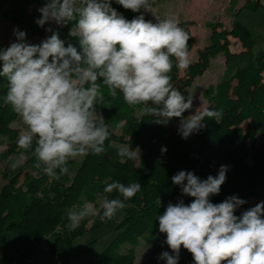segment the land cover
Masks as SVG:
<instances>
[{
  "label": "clouds",
  "instance_id": "clouds-1",
  "mask_svg": "<svg viewBox=\"0 0 264 264\" xmlns=\"http://www.w3.org/2000/svg\"><path fill=\"white\" fill-rule=\"evenodd\" d=\"M112 3L46 0L38 9L40 17L35 22L40 27L49 22L65 27L72 22L69 35L77 39L78 46H66L59 32L51 28L46 29L52 32L48 38L33 45L27 42V33L16 28L15 41L0 47V77L7 80L3 103L26 126L16 141L24 151L11 164L13 169L27 159L24 152L34 150L36 167L59 180L68 174L69 160L103 153L110 131L96 109L103 98L100 83L107 86L111 97L119 91L127 104L155 117L157 124L166 126L170 120L179 119L178 134L183 139L206 128V121L219 123L222 119V110L209 108L184 116L192 109L193 98L174 88L170 75L173 58L178 69L190 65V35L179 21L172 17H156L155 23L146 20L141 10L151 12V0H115L125 10L141 13L131 20ZM166 151L162 147L161 152ZM117 154L122 162L139 155L127 145ZM228 169L221 165L216 176L203 180L184 170L171 177L182 194L193 199L189 204L170 202L157 217L159 232L166 236L164 243L174 253L160 254L159 259L166 264H178L182 247L192 254L194 264H264V202L239 217L235 212L246 201L238 196L211 202V197L220 193ZM141 187L135 182L108 183L103 191L119 195L105 196L99 209L85 203L69 210V230H76L89 217L101 222L113 219Z\"/></svg>",
  "mask_w": 264,
  "mask_h": 264
},
{
  "label": "trees",
  "instance_id": "trees-1",
  "mask_svg": "<svg viewBox=\"0 0 264 264\" xmlns=\"http://www.w3.org/2000/svg\"><path fill=\"white\" fill-rule=\"evenodd\" d=\"M154 1L151 0V3ZM32 2L44 5L46 0H0V17L11 15L26 25L27 32L40 33L48 26L59 32L66 46L68 43L78 46L77 39L69 35L72 22L65 27H59L54 22L40 27L35 22L40 17L38 9L33 12L27 10ZM258 6L260 0H244L241 8L255 10ZM112 7L128 20L138 15L125 10L115 0ZM180 27L190 35L189 49L193 36L185 24ZM228 34L239 40L242 50L231 52L227 49ZM220 51L224 54L225 69L216 83L206 89L210 88V93L208 104L204 107L223 111L219 123L208 120L206 128L183 139L178 134L179 125L157 124L155 117L138 114V108L127 104L122 93L118 91L113 98L107 86L98 82L103 98L98 100L97 111L104 117L110 131L105 151L99 155L83 156L79 162L69 160V172L59 180L48 177L42 167H36L34 150L24 152L27 159L23 163L16 169L6 168L2 173L6 178L0 186V234H23L27 241L26 257L48 236L49 252L61 257L62 264H66L69 258L77 256L72 247L73 239L87 230L88 223L89 228L104 223L99 218L89 217L81 222L79 228L70 231L67 212L74 205L96 201L97 195L103 198L118 196V193L103 191L108 183L119 181L127 185L135 182L141 184V191L125 201L127 207L120 210L124 217L115 228L113 239L104 248L100 262L133 264L138 239L148 243L161 236L155 254L139 264H166L165 260L159 259L160 254L164 251L171 255L174 253L164 243L165 234L159 232L157 217L166 209L163 202L169 197L173 204L180 200L189 204L193 199L182 194L180 186L172 183V176L181 170L192 171L203 180L209 175L216 176L220 166L227 165L226 181L220 193L211 197V202L219 203L232 195L244 201L246 196H261L264 193V81L261 77L264 51H253L250 29L236 17L229 31L211 29L208 43L198 51L196 61H192L181 75L173 58L171 82L188 98L192 79L202 73L208 58ZM6 92L7 80L0 77V136L7 140V147L1 153L3 157L24 151L16 143L18 131L9 125L17 115L3 103ZM113 126H120L129 146L136 149L139 155L135 160L125 158L122 162L118 156V148L112 144L117 140ZM162 147L167 151L162 153ZM248 209L245 203L235 215L239 217ZM124 242L129 247L120 252L119 245ZM178 264H194L192 254L183 247Z\"/></svg>",
  "mask_w": 264,
  "mask_h": 264
},
{
  "label": "rangeland",
  "instance_id": "rangeland-1",
  "mask_svg": "<svg viewBox=\"0 0 264 264\" xmlns=\"http://www.w3.org/2000/svg\"><path fill=\"white\" fill-rule=\"evenodd\" d=\"M243 4L244 0H156L152 2L151 12L142 9L141 13L145 16L146 20H151L154 23L156 22V17L160 19L172 17L179 21V26L185 24L186 28L193 36V42L189 48V60L191 63L192 61H196L198 58V51L208 43L211 29L215 28L217 30L229 31L234 17H236L241 23L243 22V25L249 24L253 29L255 28L256 33L252 34L254 37L253 51L264 50V0H260V6L255 9L257 10L256 12H254L255 10L245 7L241 8ZM42 6L43 5L32 2L27 6V10L33 12L36 9H40ZM141 13H138V15ZM16 28L26 32L27 42L33 45L40 44L50 36V31H46V29H49L48 26L44 27L40 33L27 32L24 23H21L11 15H8L0 17V47H7L11 42L15 41L13 30ZM227 39L229 41L227 46L229 51L238 52L243 49L241 43L236 37L228 34ZM224 69L225 58L222 51L208 58L207 65L202 73L195 76L188 87V97L193 98V106L191 110L184 113L186 118H188L187 116L189 115L195 114L196 111L200 112L208 104L210 88L207 91L206 89L216 83V80ZM182 71V69H179L180 75L182 74ZM261 77L264 81V69L261 72ZM98 107L99 106L97 105V110L99 109ZM140 113L141 112H138V114ZM120 123L122 124V121ZM169 124H172L173 126L180 125V120L174 118L170 120L167 125ZM9 125L11 128L16 129L19 135L20 131L26 128L19 116H16ZM112 131L117 135V140L112 141L114 146L118 149L124 145L129 146L125 136L121 133L120 126H113ZM6 147V138L0 136V186L4 183L6 178L2 174L4 169L10 168L11 164L15 163L20 156V154H11L7 157H3L1 153ZM133 150L136 151V149ZM82 157L83 156H79L71 160L79 162ZM102 199V195H97L96 201L85 203H92L98 209ZM245 201L248 207L252 208L257 203L264 202V193L261 196H246ZM170 202L172 203V200L168 197L164 200L163 205L167 207ZM84 204L74 205L72 210L79 209ZM123 217L124 213L119 211L113 219L105 221L98 227L89 228L88 223L87 230L82 235L73 239L72 247L76 252V255L82 259L81 264H105L100 262L101 254L104 248L113 239L115 228L121 222ZM19 235L22 237L23 243H25L24 251L21 253L18 252L20 243L17 242L15 245L17 252L10 264H34L33 260L35 259L32 254L26 257L27 241L25 237L21 233H19ZM160 241L161 236H158L148 243L139 238L135 247V255L132 263L139 264L155 254ZM48 245L49 237L46 236L39 242L36 248V257L38 259L36 264L44 262L43 260L45 258L43 255H49L58 261L61 260L60 257L49 254L47 249ZM127 247H129V244L124 242L119 245L118 250L123 252ZM43 248H45V250H43Z\"/></svg>",
  "mask_w": 264,
  "mask_h": 264
},
{
  "label": "crops",
  "instance_id": "crops-1",
  "mask_svg": "<svg viewBox=\"0 0 264 264\" xmlns=\"http://www.w3.org/2000/svg\"><path fill=\"white\" fill-rule=\"evenodd\" d=\"M256 11L257 10H255L254 12ZM245 25L247 27H250L249 29L250 31H252V34L256 33L255 28L253 29L252 26H250L249 24H245ZM253 40H254V37H253ZM261 51H264V50H261ZM17 242L20 243L18 252L21 253L22 251H24L25 243H23V239L19 235V232H5V233L0 234V264H10V262L14 258L15 253L17 252L16 246H15ZM36 248L34 252L32 253L33 258L35 259L33 260L34 264L38 262V259L36 257L37 256ZM43 250H45V248H43ZM48 252H49V249H48ZM49 254H52V253L49 252ZM52 256H55V255L52 254ZM43 257L45 258L43 260L44 262H40V264H62L63 262V259L61 257H60L61 260L59 261L50 257L49 255H43Z\"/></svg>",
  "mask_w": 264,
  "mask_h": 264
},
{
  "label": "water",
  "instance_id": "water-1",
  "mask_svg": "<svg viewBox=\"0 0 264 264\" xmlns=\"http://www.w3.org/2000/svg\"><path fill=\"white\" fill-rule=\"evenodd\" d=\"M82 259L79 256H74L66 261V264H81Z\"/></svg>",
  "mask_w": 264,
  "mask_h": 264
},
{
  "label": "built area",
  "instance_id": "built-area-1",
  "mask_svg": "<svg viewBox=\"0 0 264 264\" xmlns=\"http://www.w3.org/2000/svg\"><path fill=\"white\" fill-rule=\"evenodd\" d=\"M29 260H30V259H29ZM29 260H28V261H29Z\"/></svg>",
  "mask_w": 264,
  "mask_h": 264
}]
</instances>
